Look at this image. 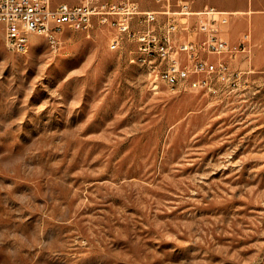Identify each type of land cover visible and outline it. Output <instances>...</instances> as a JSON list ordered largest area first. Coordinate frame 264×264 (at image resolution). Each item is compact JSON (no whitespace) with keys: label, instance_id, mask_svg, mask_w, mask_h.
<instances>
[{"label":"rangeland","instance_id":"obj_1","mask_svg":"<svg viewBox=\"0 0 264 264\" xmlns=\"http://www.w3.org/2000/svg\"><path fill=\"white\" fill-rule=\"evenodd\" d=\"M187 1L247 19L236 90L150 83L104 27L0 26V264H264V9Z\"/></svg>","mask_w":264,"mask_h":264},{"label":"built area","instance_id":"obj_2","mask_svg":"<svg viewBox=\"0 0 264 264\" xmlns=\"http://www.w3.org/2000/svg\"><path fill=\"white\" fill-rule=\"evenodd\" d=\"M159 10L141 9L134 0H0V24L6 45L18 51L30 35L56 41L64 28L88 32L94 25L110 30L108 47L132 43L131 62L150 74V83L171 89L234 91L242 71L234 62L249 53L248 34L237 42L223 35L231 13L205 6L193 11L187 0H158ZM218 15V22H211Z\"/></svg>","mask_w":264,"mask_h":264},{"label":"crops","instance_id":"obj_3","mask_svg":"<svg viewBox=\"0 0 264 264\" xmlns=\"http://www.w3.org/2000/svg\"><path fill=\"white\" fill-rule=\"evenodd\" d=\"M138 1L141 3L140 5L139 4L138 5L140 6L141 9H144V10H159L160 7H161V5L156 3L155 0L154 1L153 0H138ZM113 2H116V1H113ZM248 7L252 8V9H264V0H252V1H250L248 3V5L242 4L240 10H236V11H247ZM193 11H199V10H193ZM224 11H227V12L231 13V15H230V19H229L228 24L225 25L224 28H223L222 35L226 39L231 41V42H237V41H239L241 39L240 36H239L238 28L240 26L241 27L242 26L245 27L247 25V19L245 17L232 15V14H234V13H232V11H234V10H224ZM0 26H1V29H2V25L1 24H0ZM227 26H230V32H226L225 28ZM254 51L257 52V53H260V50L258 48H255ZM257 64L260 65V66H263L264 62L262 60L261 61H257Z\"/></svg>","mask_w":264,"mask_h":264},{"label":"bare ground","instance_id":"obj_4","mask_svg":"<svg viewBox=\"0 0 264 264\" xmlns=\"http://www.w3.org/2000/svg\"><path fill=\"white\" fill-rule=\"evenodd\" d=\"M211 22H217V19L211 17ZM28 45H29V43L26 45V47H19V48H18V51H20V52H21V51H22V52L26 51V49L28 48ZM154 87H157V85H154Z\"/></svg>","mask_w":264,"mask_h":264}]
</instances>
